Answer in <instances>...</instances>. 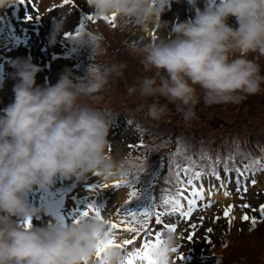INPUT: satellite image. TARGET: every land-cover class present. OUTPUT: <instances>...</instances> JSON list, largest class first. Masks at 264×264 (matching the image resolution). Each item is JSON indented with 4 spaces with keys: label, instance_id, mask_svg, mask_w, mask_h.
Returning <instances> with one entry per match:
<instances>
[{
    "label": "clouds",
    "instance_id": "9594fccd",
    "mask_svg": "<svg viewBox=\"0 0 264 264\" xmlns=\"http://www.w3.org/2000/svg\"><path fill=\"white\" fill-rule=\"evenodd\" d=\"M173 2L180 0H85L92 16H115L121 31L139 29L148 36L147 42L128 45L130 53L142 57V75L127 94L152 99L147 115L154 120L164 117L171 104L189 122L201 101L205 106L238 104L259 93L264 74L249 57H264V0H206L203 10L199 0H187L194 16L169 25L161 17ZM16 5L17 0H0V11ZM65 17L53 21L50 47ZM229 18H235L236 27ZM153 30L167 31L166 38L152 39ZM102 40V34L88 32L71 43L94 57L103 54ZM11 66L14 98L0 109V264H97L96 249L108 238L109 220L89 214L34 226L31 221L43 210L31 205L28 195L50 189L57 178L84 181L93 175L108 182L128 173L109 152L111 125L105 113L81 103L98 101L110 77L121 76L126 65H90L87 76L77 80L65 69L55 84L44 86L36 85L41 68L30 58H17ZM160 98L167 103L160 104ZM160 241L150 258L172 264L178 234L162 232ZM126 254L113 248L105 259L121 264Z\"/></svg>",
    "mask_w": 264,
    "mask_h": 264
},
{
    "label": "rangeland",
    "instance_id": "374dc122",
    "mask_svg": "<svg viewBox=\"0 0 264 264\" xmlns=\"http://www.w3.org/2000/svg\"><path fill=\"white\" fill-rule=\"evenodd\" d=\"M82 1L85 3V0ZM17 2L19 5L16 10V16L26 19V13L31 16V19H27V21L31 22L24 26L21 31L14 30L9 33L10 40L6 45L7 48L13 47L15 50L14 52L8 51L5 47L4 49L7 51L6 54H4V49L0 50V61L6 66L8 64L10 67L5 74L7 79L0 82V109L5 108L12 102V99H7L8 94L13 98L11 86L8 85V81L12 80L11 77L15 71L11 65L12 61L17 59V55L22 58L27 57L25 54V47L32 55L31 62L41 68V71L36 75L37 86H42L44 83L55 84L65 69L70 70L73 74H77L79 78V76H87V74L84 73H88L90 65L102 69L104 67H110L113 64H125L126 67L121 70V76L113 75L110 77L109 85L100 94V99L98 101L84 98L81 100V103L101 109L114 108L124 111L129 110L138 116L143 113L142 118L147 121V117H149L147 115V106L151 104L153 100L149 99L145 101L141 99L138 94H134L133 96L127 94V89L142 75V65L139 63L142 57L129 52V43L124 42L125 37L123 34H126V32H121L117 20L115 21V27H112L110 24V30L102 26H99V29L108 38L111 44L115 43L113 45L119 46L123 48V50L112 48L110 44L105 50V53L103 52L104 54L101 55L91 57L90 51H86L85 55L88 57V62L82 61L84 63V68H81L72 65L70 60L62 58L64 56V45L66 44L65 36L72 34L78 28L79 15L75 13L78 11L75 10L74 12L70 10V8L68 10L63 0H23V3H21V0H17ZM182 6L183 11H181L182 8L179 3L173 2L170 6V10L162 15L161 20L171 25L173 22H183L194 16V12L190 9L187 0H184V5ZM71 7L78 9L76 3H73ZM10 12L15 13V7H11L8 12L3 10V14L0 15V28L4 21L9 18L8 13ZM61 14L66 15L63 31L61 35L57 37L56 45L50 47L48 44V37L51 32L52 23L54 20H60ZM228 24L232 27L237 26L235 18H229ZM18 27L19 25H16V28ZM127 32L130 38L133 39L131 33H135V36L139 37L140 42H147V34H138L136 29H130ZM166 36L167 31L153 30L151 33L152 39L166 38ZM6 38L7 36L0 31V45L4 44ZM70 56L74 58L73 54H70ZM252 59L256 58L252 57ZM261 59L264 60V57ZM75 61L81 62L80 59H75ZM58 62L62 65L54 68L52 64ZM136 66L137 69L133 70ZM53 70H56V74H54ZM262 71H264V64L262 66ZM4 91H7L8 94H2ZM199 94L202 95V93ZM159 103L165 104L167 101L160 98ZM141 105H143V108H141ZM196 108L199 109L195 110L196 118L193 120L185 122L180 114L181 120L174 121L177 115L175 106L169 104L167 114L159 120L152 121L157 124L153 126L154 131H152L154 140L141 142L140 144H142L143 147L137 148V151H140V153L135 152V145H133L131 149H128V144L136 140L132 138L135 134L132 132L134 129L131 124L127 122L129 126L125 123H121L117 124V126L114 125L110 127L111 131H109L108 139L111 147L109 152L117 161L124 160L125 168L129 169L126 175L121 176L122 179L135 181L134 185L136 181H142L146 183V191L148 192L156 188L158 191H162L164 186H169L166 183L160 184L163 181L161 176L163 157L172 144H174L177 149L175 156L180 149V154L182 155L188 149L187 146L183 144V138H189L194 134H205L208 136L206 137L209 138V143H213V139H215V141H221L223 135L226 133L240 131L246 137V128L248 126L251 129L264 128V85L261 86V91L259 93L246 96L238 104H221L216 106H205L202 104L201 107L200 104H198ZM161 125L167 130L176 133L175 135H178L182 142H180L179 138H176L174 141L169 140L167 144L158 143L159 131H161L159 128H161ZM185 127H187L188 130L183 132ZM113 128L116 132H113ZM234 151L237 152L236 149ZM141 166L145 168L143 172L139 171ZM192 170L193 169H191V173H193ZM203 174L204 172H201L200 179L195 180L194 184L204 182V186L207 188L216 185H226V190L229 191L231 195L228 197V202L223 206L211 202L212 206L210 208H205L204 204L208 203V200L205 199L204 201L198 202L196 210L187 220L182 219L179 214L169 215L166 226H176L175 232L178 234L179 242L177 251L172 257V264H264V223L259 227L254 226L249 230L248 224L242 220L243 215L256 218L257 221L262 220L258 210L264 205V173L258 176L254 173L247 175L241 173L239 179H236L231 174H227L225 177L218 176L219 180L217 178H211L212 180L207 179L209 177H202ZM136 177L139 179L135 180ZM90 180L92 181V179ZM91 181L88 182L91 183ZM253 181H255V183H253ZM238 185L241 189L239 192L237 191ZM245 187L247 188V192L243 191ZM222 190V192H224L225 189L222 188ZM180 191H182V188H180V190L174 189L171 195L174 196ZM105 193L103 192L100 199L95 198L91 200V203L99 205L100 209L103 208V217H106L109 221L114 219L116 223H118L119 217L117 216V211L126 200V189L124 186L119 188V194L121 196L115 193L114 190ZM64 194V188L60 182V178H57L54 185L46 191L34 190L31 192L28 195L29 203L43 210L39 218L33 219L31 223L34 226L57 223L50 219V207L53 205L58 206L60 202L58 198L62 197ZM184 195L187 196V193L185 192ZM94 197L95 196L82 197L81 200ZM64 198L65 195L62 197L61 206L64 205ZM182 202H184L183 199ZM244 204H248L250 207L242 208L241 206ZM229 205L233 206L230 216L234 217V219L231 220V224H229L228 219L223 217V211ZM47 210L48 213L46 214L45 212H47ZM70 212V210H64L66 215ZM201 217H203L202 221L200 219ZM217 217L220 218L217 220ZM69 218L71 221L78 219L77 215H70ZM263 221L264 220L261 222ZM191 225H196L195 229H193ZM209 228L213 229L210 233L206 231ZM193 233V239L189 241L188 236ZM116 239L117 242H122L124 239H132V237H127L122 228H119L118 232H116ZM207 241L211 243L209 244ZM140 248V237H138L134 245L125 246L121 250L126 253H131ZM256 255L259 256L255 257ZM180 257H183V260H181Z\"/></svg>",
    "mask_w": 264,
    "mask_h": 264
},
{
    "label": "snow or ice",
    "instance_id": "6c2138e0",
    "mask_svg": "<svg viewBox=\"0 0 264 264\" xmlns=\"http://www.w3.org/2000/svg\"><path fill=\"white\" fill-rule=\"evenodd\" d=\"M72 0H63V3L65 5L70 4ZM21 3H23V0H21ZM26 19H31V16H26ZM93 16L88 15L85 16L82 20L81 27L78 29V31L75 33L74 36H72V39H75L81 35V33L84 31V21H93ZM100 19H103L107 22H109L112 27H115V21L116 17H102ZM129 147H133V145H129ZM135 147H143L142 144L135 145ZM255 163H259L258 161ZM144 166H141L139 168L140 172L144 171ZM185 176L188 177L186 180V184L184 180H179V172L177 173V179L179 183L181 184L182 191L177 192L174 196H166L160 198V203L158 204L156 202V198L153 199V202L150 204L149 207L139 211H131L129 210V206L131 203L139 198V194L137 190L134 187L135 181H128V180H121L117 181L111 186L108 184L99 185L98 187H103L104 189L112 188L113 190L119 189L122 186H127L130 191L128 192V199L125 200L124 205L121 206V208L117 211V216L119 217V222L115 223L112 221H108V238L104 241H101L96 249V261L97 264H107L105 255L108 250L117 248V249H123L125 246L134 245L136 242V239L141 236L142 232H150L149 223L150 220L154 217L155 222L157 224H161L162 220L161 218L165 214H179V216L187 220L190 218L193 214V212L196 210L198 202L205 200V186L204 185H195L194 181L199 180L201 177L200 172H194L191 173L189 176V173L191 172V169H182ZM139 178L136 177L135 180H138ZM219 180V177H217ZM255 183V181H253ZM221 188H224V196L229 197L231 193L226 190V185H221ZM218 189L216 188H208V203L204 204L205 208H210L212 206L211 204V196L214 194L215 191ZM240 186H237V191L239 192ZM244 192H247V188H243ZM187 193V196L184 195V193ZM182 199L184 202H182ZM163 207V211L158 210V208ZM242 208H248L250 207L248 204H244L241 206ZM232 205L227 206L223 211V217L229 220V224H231V220L234 219V217H231L230 214L232 212ZM260 217L264 218V205L260 207L258 210ZM89 214L95 215L97 218L101 217V210L99 208H95L93 206H89L87 210L80 213V218H84L89 216ZM220 217H217L218 220ZM201 221L203 220V217L200 218ZM242 220L249 221L251 225L254 227L257 223L256 218H250L248 215H243ZM78 222V221H77ZM29 226V224L26 223V227ZM167 231H176L175 225H169L166 226ZM193 229H195L196 225H191ZM122 228L123 231L132 234V239H124L122 242H117L116 239V230ZM207 232H212L213 229L209 228L206 230ZM193 234H189L188 240L191 241L193 239ZM209 244L210 241H207ZM161 243L160 241V235L159 233L156 234L155 242L152 241H145L140 249H136L131 253H127L122 261L121 264H155V261L150 258L149 251L151 248L158 246ZM176 251V250H174ZM181 260H183V257H180Z\"/></svg>",
    "mask_w": 264,
    "mask_h": 264
},
{
    "label": "trees",
    "instance_id": "16d2710c",
    "mask_svg": "<svg viewBox=\"0 0 264 264\" xmlns=\"http://www.w3.org/2000/svg\"><path fill=\"white\" fill-rule=\"evenodd\" d=\"M102 36H103V40L101 41V48L103 49V52L105 53V50L111 43L109 42L108 38L105 35H102ZM113 44L115 43L111 44L112 48H118V49L123 50V48L119 46L117 47ZM252 57L256 58L255 60L258 59L257 62L261 65V69H262V66L264 64V60L261 59L262 57H259V56L257 57L256 55H253V56H250V59H252ZM135 69H137V66L133 70ZM262 74H264V71H262ZM202 104L203 102L201 101L200 107L202 106ZM197 109L199 108H195V110ZM101 110L105 113L106 118L108 119L110 124L116 123L118 120L124 119L133 126V129L135 132L138 131V133H140L142 136L149 135L150 132L154 131L153 126L157 125L156 123L152 122L154 119L150 117H147V121L144 120L142 118L143 113L139 114L138 116L129 110H127V112H119V113L115 112L114 114L109 113L112 109L104 108ZM179 120H181V115L177 113L174 121H179ZM159 130L161 131H159L160 135L158 137L159 138L158 143L161 142V143L167 144L168 137L174 138L175 140L176 138H178L177 135H175L176 133L167 130L162 125H161V128H159ZM187 130L188 128L185 127L183 132H186ZM246 131H247L246 137L240 131L233 132V133H226L223 135V138L221 139V141L220 140L215 141V139H213L214 141L213 143H209V138H207L208 136L205 134H198V135L194 134L189 138L182 137L183 144H185L188 149L182 155L180 154V150H181L180 149L179 152L176 154V160L181 162V164L183 165L182 167L184 168L193 167L192 165H198L199 167L202 168L204 172L206 171L215 172L218 168V165H220L219 167L223 168L225 171L229 170V168L233 165L234 160L240 157L244 152H246L251 157H256V158L258 157L259 159L261 158L263 159L264 149L262 148V146H259L256 143H254V140H259V141L264 142V128L251 129L248 126L246 128ZM180 142H182V140H180ZM137 148L139 147H136L135 152L140 153V151H137ZM235 149L237 150V152L234 151ZM174 150H175V145L172 144L168 152L163 157V168H162L161 174H162V177L168 176V179L170 178L169 166L171 162L170 161L171 157L169 155L172 154ZM187 155H190V158L186 159ZM258 162L260 163V165L264 164V161L262 160H258ZM181 172L182 171H179V173ZM139 187H141V185H139ZM144 204L145 202L141 201V202L135 203L134 205L132 204L131 205L132 206H142ZM262 220H264V218H262ZM261 221H257L256 223L257 225L255 226L259 227L261 224L264 223V221L263 222ZM245 222L248 224L249 230L253 228V226L250 223V220L245 221ZM150 240H151V236L149 234H145L144 242L150 241ZM258 256L259 255H256L255 257H258Z\"/></svg>",
    "mask_w": 264,
    "mask_h": 264
},
{
    "label": "bare ground",
    "instance_id": "6f19581e",
    "mask_svg": "<svg viewBox=\"0 0 264 264\" xmlns=\"http://www.w3.org/2000/svg\"><path fill=\"white\" fill-rule=\"evenodd\" d=\"M205 3H206V0H199L197 6L201 10H203V8L205 7ZM179 4L181 5V8H182L181 11H183L182 5H184V0H180ZM59 63L60 62L54 63V64H52V66L54 68H56L57 66H61L62 64H59ZM53 72H54V74H56V70H53ZM5 73H6V68L4 67L2 62H0V79L5 80ZM16 82L17 81H15L13 79L8 81V85L11 86V89L13 88V86ZM5 93L8 94L7 91L2 92V94H5ZM13 98L10 96V94L7 95L8 100L12 99V101H13ZM90 179H92V181ZM60 180H61V184L65 190V198H64V205L63 206L58 207V208H56L54 206L50 207V211H51V214H50L51 218L50 219L54 220L55 222H59L60 220H64L65 222H68V220H65L67 215L64 213V210L65 211L70 210V211L81 213V212L87 210V208L91 205L90 204L91 200H93L95 198L100 199V197H102V195H103V192L105 193V192L113 191V189L111 187L108 189H104L103 187L99 188L98 187L99 185L102 186L104 184H108L111 186L115 182L120 181L119 178H115V179L110 180L108 182H104L102 179H100L96 176H93V175H89V177L84 181H80V180L76 179L75 177H72L71 179L60 178ZM88 181H91V183H89ZM195 185H204V182H199ZM213 187L218 189V190L215 191L214 194L211 196V202L214 204L223 206L224 204H226L228 202V197L224 196V194L222 192L223 190L220 186H218V185L211 186V188H213ZM114 191H115V193H118V195H120L119 189H115ZM204 195H205V199L208 200V188L207 187H205ZM87 196H95V197L87 199V200H81L82 197L86 198ZM79 202L80 203L83 202L86 205L81 206ZM91 206L98 208V206H94V205H91ZM116 232H117V230H116Z\"/></svg>",
    "mask_w": 264,
    "mask_h": 264
}]
</instances>
